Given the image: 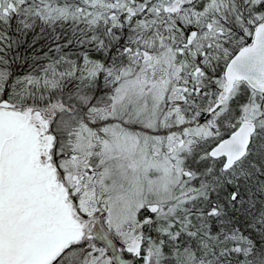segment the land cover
<instances>
[{
    "label": "snow or ice",
    "instance_id": "6c2138e0",
    "mask_svg": "<svg viewBox=\"0 0 264 264\" xmlns=\"http://www.w3.org/2000/svg\"><path fill=\"white\" fill-rule=\"evenodd\" d=\"M0 264H264V0H0Z\"/></svg>",
    "mask_w": 264,
    "mask_h": 264
}]
</instances>
